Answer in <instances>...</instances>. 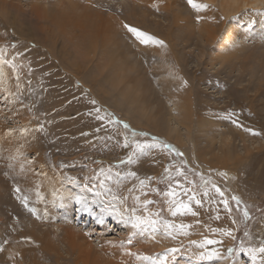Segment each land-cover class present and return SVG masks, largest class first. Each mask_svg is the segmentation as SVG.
<instances>
[{
	"label": "rangeland",
	"instance_id": "obj_1",
	"mask_svg": "<svg viewBox=\"0 0 264 264\" xmlns=\"http://www.w3.org/2000/svg\"><path fill=\"white\" fill-rule=\"evenodd\" d=\"M201 1L208 7L196 9L187 0H0V58L22 53L16 57L19 82L16 69L0 64V206L11 207L0 212L5 220L0 223V246L15 249L7 259L0 251V264H264V253L258 251L264 246V7L226 17L217 2ZM125 24L163 40L165 46L141 43ZM227 31L231 39L224 42ZM17 83L22 95L13 99L10 93L17 91ZM92 99L129 128L114 124L96 133L101 125L86 114ZM40 125L43 131H20ZM249 128L260 134L253 135ZM124 134L130 141L157 147L127 163L134 145L124 147ZM26 135L38 141L24 155L36 172H51L50 179L59 186L46 210L35 207L34 197L27 207L15 190H25L28 181L15 155L19 151L11 145L24 146ZM162 144H171L183 156ZM109 165L114 171H135L141 179L157 178L143 190L136 178L125 179L121 191L128 203L122 210L133 206L134 196L154 201L148 210L191 225L184 230L188 237L183 239V231L168 235L162 225L134 230L115 211L102 213L103 222L82 211L77 198L85 193L66 178L94 176ZM169 165L172 183L179 180L201 193L202 173L229 199L239 196L251 218L245 220L232 201L229 215L222 203L209 204L208 198L203 207L193 202L198 216L173 217L166 198L148 190L167 189L162 178ZM181 166L187 179L176 174ZM86 195L91 199V193ZM136 207L138 215H148ZM93 211L100 213V206L94 205ZM217 228L232 229L233 235L213 231ZM45 236L53 245L50 254L41 249ZM205 237L220 242L208 248L224 259L189 255L205 251L200 248ZM172 248L181 251L165 261L164 254ZM241 248L257 251L252 255Z\"/></svg>",
	"mask_w": 264,
	"mask_h": 264
},
{
	"label": "snow or ice",
	"instance_id": "obj_2",
	"mask_svg": "<svg viewBox=\"0 0 264 264\" xmlns=\"http://www.w3.org/2000/svg\"><path fill=\"white\" fill-rule=\"evenodd\" d=\"M188 4L191 5L193 8L196 9H204L207 8L208 5L206 4H200L197 2V0H187ZM264 14V13H262ZM124 27L128 30L129 33L133 34L135 38L140 41L143 44H157L161 46H165V42L163 40L158 39L155 36L150 35L149 33H146L136 27H132L130 25L125 24ZM264 35V33H262ZM15 47V45H13ZM4 51L3 48H0V54H2ZM22 53H15L12 59L10 60H4L0 58V64L5 65H11L14 69H16V80L19 82L20 75H19V67L16 64V57L21 56ZM23 66V65H21ZM32 69L29 67V72H31ZM3 78V74L0 73V79ZM27 83H30V81H27ZM186 83V81H185ZM17 91L15 93H10V96L13 99H18L20 95H22L21 91V85L17 83L16 85ZM91 105L93 106L86 114L93 117L101 126L97 127L95 129L96 133H100L104 131L108 125H114V124H123L124 129L129 128V124L126 122H123L119 120V118H116L113 113L108 112L106 109H103L98 105V101L95 99H92L90 101ZM235 115V113L231 114ZM231 119V116L229 117ZM235 122V121H233ZM43 125H40L36 129H28L24 128L20 131L22 133H28L29 131H43ZM12 130H9L11 132ZM247 131L251 132L253 135H259L260 133L253 131V129L249 128ZM117 135H119V130L116 132ZM137 133L133 132L132 136L135 137ZM140 135L147 136V133H140ZM110 136L105 137H97V139H110ZM156 138H154L155 140ZM123 143L124 147H129L130 144L134 145V149L132 151V154L128 157L127 163H134L136 162L133 157H136L137 159L139 156L145 154L146 152H149L152 148L157 147V143H148L147 141L141 142L140 140H131L129 139L127 134H124L123 137ZM163 148H167L171 151H175L177 155L183 156V153L179 152L178 150L174 149V147L171 144H162ZM12 159H16V157H12ZM103 162L101 161V164ZM125 161L121 160L120 164H124ZM183 164H187V161H184ZM63 166V165H62ZM9 168L12 167L11 164L8 165ZM23 169V165H21ZM165 174L166 176L162 178V182L167 183V189L162 190L160 188L151 187L148 190L150 192H156L165 197V203L168 206V211L171 212V215L173 217L181 215V216H187L191 215L192 217H196L199 215L198 211L194 209L193 202L195 205H199L203 207L204 204V198H208V203H222L224 210L231 215L233 213V207L230 203V201L235 203V208L238 211L242 212V215L245 220H248L251 218V213L249 208L245 205L242 207V200L239 196L232 195L231 198L227 197L225 195L224 190L216 184V182L212 181L210 178L205 179L204 175L202 173H199L201 184L199 187L202 189L201 193L197 192V187H183L181 185V182L179 180H176L175 183H172V176L173 173L171 171V165L169 167L165 168ZM190 171H195L194 169H190ZM177 175L183 176L185 179H187V173L184 171L183 166L177 168ZM222 175L226 176L227 173H222ZM127 178H136L139 182V187L141 190L145 189L149 185V180H157L156 177H147V178H139L137 175V172L135 171H127V172H121V171H114V166L109 165L107 168L100 167L99 173L94 176H86L83 179H77L75 176H68L66 179L68 182L72 184H77L81 189L82 192L85 193V195H81L77 198V202L79 203L81 210L84 212H87L91 215H96L99 217V222H103V216L102 213H108L112 214L113 211L119 213L120 219L123 223L130 225L132 229L134 230H142L145 226L151 225L153 228L163 226L164 231L168 235H173L174 233L183 231L185 235L188 233L184 231L186 228H190L191 225H186L184 223L176 224L173 220H164L161 216L160 212H150L147 208V205L154 203V201L151 200H141L139 196L133 197V206L127 209L122 210V206L126 205L128 201L125 199L123 192L121 191L124 187V180ZM111 182V184H109ZM191 183H195L194 181ZM180 186L182 189V192L178 190L177 186ZM16 192L20 193L21 189L19 186L16 187ZM132 191L131 189L129 190ZM213 192L215 195H213ZM91 193L92 197L89 199L86 194ZM183 194H186V199L183 198ZM25 205L28 204L29 198L27 195H21L18 197ZM98 205L100 206V213H96L93 211V206ZM136 205H139L145 212H148L147 216L144 215H138L137 214V207ZM155 216L156 218L153 219L152 217ZM216 219H219V214L215 217ZM197 224L200 223L199 220L196 221ZM233 223H235V220H233ZM213 231H218L222 233H226L229 236L233 235L232 229H213ZM247 234V233H245ZM235 239V237L233 236ZM30 239V238H27ZM131 241H129L130 243ZM6 243V241H5ZM191 243H196V241H192ZM220 243L217 240L210 239L205 237L202 242H200V248L205 249V251H202L198 254L189 253V255H196L199 260H212L214 258L216 259H224V257L216 250L209 249V245H215ZM3 247L0 246V251H3ZM181 251L180 248H172L169 249L164 254V260L167 261L169 254H178ZM229 253L231 254L233 252V249H228ZM240 251H248L249 254L254 255L257 251L255 248L250 249H244L241 248ZM261 253H264V246H261L258 250ZM130 255H136L137 259L140 260H149L151 259L150 256L147 255H138L134 253H129Z\"/></svg>",
	"mask_w": 264,
	"mask_h": 264
},
{
	"label": "bare ground",
	"instance_id": "obj_3",
	"mask_svg": "<svg viewBox=\"0 0 264 264\" xmlns=\"http://www.w3.org/2000/svg\"><path fill=\"white\" fill-rule=\"evenodd\" d=\"M198 1V0H197ZM208 2H212V3H215L217 2L219 4V8L221 9V11L223 12V14L226 16V17H229L231 15L234 16L235 13L239 12L240 10H243V9H251V8H254V7H264V0H206ZM205 2L201 1V4H204ZM232 28V27H231ZM225 32V31H224ZM223 32V33H224ZM230 37V31H227V33H225V36L222 38V40L224 42H228V40H230L231 38ZM108 55V54H107ZM111 55V54H110ZM123 63V62H122ZM120 63V64H122ZM128 65V64H126ZM125 65V66H126ZM124 68V67H123ZM121 77V76H120ZM2 95V94H1ZM4 96V94H3ZM4 108V107H3ZM4 110V109H3ZM1 109V104H0V112L2 113L3 111ZM6 110V109H5ZM9 112H11V110H8ZM6 111V115L7 117L8 116H11V115H8L9 112ZM257 117V115H256ZM256 117L254 116V118L256 119ZM12 119V118H11ZM13 119H18L16 118L15 116L13 117ZM17 122V120H16ZM21 123V122H20ZM256 123V122H255ZM259 124V123H258ZM254 125V124H253ZM258 128H260L261 126L260 125H257ZM7 136V135H6ZM11 136V135H10ZM7 138V137H6ZM9 138V137H8ZM7 138V139H8ZM24 141L22 142V144L24 146H21L20 147V142H18L17 146H12L11 144V149L13 148L14 150L16 151H19V153L15 154L18 158V161L20 160L22 165H23V169L22 167H20V169L22 170L21 172H23L26 176V179L28 181V186H26L27 188L25 190H22L21 191V194L22 195H27L29 196L28 198L32 199L34 197V201H36V203L34 204L33 202H30L29 205H35V207L37 206L38 209L40 210H43V209H48L49 206H47L46 204H52L53 205V201H52V193L53 192H57L59 186H57V184L55 182H53L50 178H51V172H46L44 173L43 171H41L40 173L36 172L35 170V166H33V162L30 161L28 158H26V156L24 155V152H26L30 145L34 144V143H37L38 139L36 138H32L31 136L29 135H26L22 138ZM21 140V138H20ZM11 141V140H10ZM12 142V141H11ZM8 147V146H7ZM27 148V149H26ZM12 153V151H11ZM193 153V152H192ZM15 156V157H16ZM14 157V156H12ZM195 157V156H193ZM236 159V158H235ZM257 159V158H256ZM259 159V158H258ZM15 160V159H14ZM242 160V159H241ZM13 160H11L10 162H12ZM17 162V160H15ZM35 161V160H34ZM227 162V161H226ZM14 163V161L12 162ZM19 165V163H17ZM35 164V163H34ZM18 167V166H17ZM16 167V168H17ZM207 167V166H206ZM47 171V170H45ZM44 173V174H43ZM229 173V172H228ZM48 174L50 175V177L48 176ZM43 175V176H42ZM56 180V179H55ZM10 192V191H9ZM15 196L18 194H16V192L14 193ZM20 195V194H19ZM17 195V196H19ZM44 195L47 197V200H50L48 201L47 203V200H45L44 198ZM55 196V195H54ZM65 197L67 198L68 195L67 193L65 194ZM11 200V199H10ZM12 201V200H11ZM62 203H65L66 201L62 200L61 201ZM45 203V205H44ZM28 207V205H27ZM51 207V206H50ZM7 208V207H6ZM5 207L3 208L2 206H0V212H6V211H10V208H8V210L6 209ZM45 209V210H46ZM13 211H17L16 209H12ZM2 216V215H1ZM2 217H0V223H3L4 221L1 219ZM5 225V223H4ZM1 226V225H0ZM2 227V226H1ZM12 228V232L14 235H16L17 233V228L16 226H13L11 227ZM3 229V227H2ZM1 230V228H0ZM156 231V230H155ZM52 236V235H51ZM188 236L187 235H184L183 239L184 238H187ZM45 239L46 240H43V238L40 239V242H41V245H43L44 247H41V249H44V250H47L48 253L50 254L52 249H53V245L52 243H49L50 242V237L48 236H45ZM189 239H190V235H189ZM53 240V239H52ZM3 241V240H2ZM46 242V247H45V243ZM2 245V243H1ZM68 246V245H67ZM17 250V249H16ZM54 250V249H53ZM14 251L15 249H11V247H9L8 245V250H4L3 251V254H2V257L7 259V258H11L14 254ZM1 262V261H0Z\"/></svg>",
	"mask_w": 264,
	"mask_h": 264
}]
</instances>
